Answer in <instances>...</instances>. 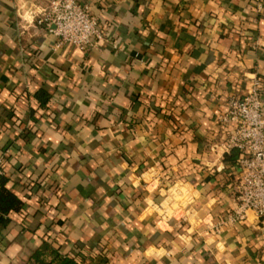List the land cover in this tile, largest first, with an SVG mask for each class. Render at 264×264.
<instances>
[{
	"label": "crops",
	"instance_id": "obj_1",
	"mask_svg": "<svg viewBox=\"0 0 264 264\" xmlns=\"http://www.w3.org/2000/svg\"><path fill=\"white\" fill-rule=\"evenodd\" d=\"M77 2L102 34L84 48L37 23L49 0H0V174L23 203L0 264L43 243L75 264H264V222L228 220L220 119L254 81L264 112V0Z\"/></svg>",
	"mask_w": 264,
	"mask_h": 264
},
{
	"label": "built area",
	"instance_id": "obj_2",
	"mask_svg": "<svg viewBox=\"0 0 264 264\" xmlns=\"http://www.w3.org/2000/svg\"><path fill=\"white\" fill-rule=\"evenodd\" d=\"M37 23H44L57 37V46L84 48L92 44L93 38L102 37L97 18L77 0H49ZM220 119L224 124H236L226 140V150L240 151L236 159V207L228 220H243L246 211L251 210L264 222V112L256 81L244 95L229 99Z\"/></svg>",
	"mask_w": 264,
	"mask_h": 264
},
{
	"label": "trees",
	"instance_id": "obj_3",
	"mask_svg": "<svg viewBox=\"0 0 264 264\" xmlns=\"http://www.w3.org/2000/svg\"><path fill=\"white\" fill-rule=\"evenodd\" d=\"M42 94L47 95L42 91L37 93L38 98L44 103L47 97L41 98ZM239 153L240 151L238 149L232 148L224 155V159L233 162L238 158ZM6 181L7 177L0 174V223L2 224H7L9 222L8 213L10 211H19L23 204L21 200L5 186ZM31 260L35 264H75L72 259L60 255L46 243H43L39 249L33 252Z\"/></svg>",
	"mask_w": 264,
	"mask_h": 264
}]
</instances>
